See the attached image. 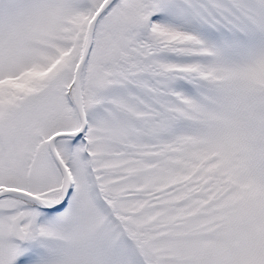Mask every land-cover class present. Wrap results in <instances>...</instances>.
Instances as JSON below:
<instances>
[{"label":"snow or ice","instance_id":"6c2138e0","mask_svg":"<svg viewBox=\"0 0 264 264\" xmlns=\"http://www.w3.org/2000/svg\"><path fill=\"white\" fill-rule=\"evenodd\" d=\"M0 264H264V0H0Z\"/></svg>","mask_w":264,"mask_h":264}]
</instances>
